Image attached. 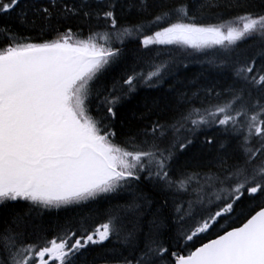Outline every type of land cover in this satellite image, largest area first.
<instances>
[{"label":"snow or ice","instance_id":"6c2138e0","mask_svg":"<svg viewBox=\"0 0 264 264\" xmlns=\"http://www.w3.org/2000/svg\"><path fill=\"white\" fill-rule=\"evenodd\" d=\"M215 7L213 0H0V19L10 17L0 24V209L20 205L0 221V264H90L91 246L105 248L103 264H264V7L237 0L229 7L242 15L198 19ZM75 19L103 31L80 39ZM13 25L55 36L30 42ZM125 40L149 52L217 49L207 63L224 78L220 90L214 85L201 99L173 86L172 100L145 98L136 124H126L124 101L174 76L176 62L133 68L105 86L121 55L111 44ZM208 129L214 134L204 131L197 144L196 133ZM121 193L130 198L110 204L99 223L66 220L51 238L31 224L34 211Z\"/></svg>","mask_w":264,"mask_h":264},{"label":"trees","instance_id":"16d2710c","mask_svg":"<svg viewBox=\"0 0 264 264\" xmlns=\"http://www.w3.org/2000/svg\"><path fill=\"white\" fill-rule=\"evenodd\" d=\"M38 2H43V0H38ZM151 3V0H148ZM171 3V0H167ZM189 5L198 4L201 0H186ZM214 3L218 4L219 7L208 8L203 12V16L197 12L196 15L201 22L204 23H220L221 20H229L236 15L244 14V10L236 7H229V5H234L237 0H213ZM240 2L246 4L249 10L256 11L261 7H264V0H240ZM191 14V13H190ZM10 17H4L0 19V24L7 23ZM151 19V17H147ZM71 27L73 32L78 33V38L84 39L89 35V31H103L102 28H97L94 22L75 19L71 22ZM13 28L17 31H22L25 35L32 37L30 42H43L45 39L54 38V33L44 32L41 33L39 30H28L20 29L16 25ZM63 30V29H61ZM155 30V29H152ZM248 42H238L240 49L247 47ZM111 46L118 47L121 49L120 57L112 63L107 70L106 75L100 81L101 84L108 86L111 85L113 80H119L125 73H130L134 68L136 71L149 70V65L153 63H160L164 61L174 60L176 65L173 67L174 76H166L165 80L158 83L155 88H148L145 86H139L137 91L126 101H124V107L121 108V113L125 117L126 124L131 122L132 125L136 124V117L139 116L140 112L143 111L141 107V101L147 98L149 101L157 100L163 103L164 98L167 97L169 100L174 98L175 92L173 91V86L180 92H185L189 95L199 93L201 99L206 98V90L208 88L217 86L216 90H220V85L224 79L218 74V70L207 63L208 59L211 58L210 54L218 51L217 49H211L208 51L197 52L188 48H181L179 46H151L152 51H147L142 49L138 41L125 40L124 44L113 41ZM159 50V51H157ZM222 51V50H221ZM208 53V55H206ZM217 64H219V59L217 58ZM184 65H187L185 68ZM199 101H197L198 105ZM117 125L120 124L119 119L117 120ZM117 132L120 131L118 127ZM204 131L208 134H214L211 129L202 130L196 133V143L203 137ZM122 137L118 136V142ZM183 159V157H181ZM233 160H229V163H233ZM193 195L196 194L195 178H193V186L191 188ZM124 199H118L113 197L97 198L96 201H88L81 204H73L59 209H40L34 211L30 217L31 224L33 228L47 230L48 238L54 233L57 225L63 223L64 221H71L74 225L84 216H96V222L99 223L100 214L103 213L105 209L109 207L110 204L114 205L116 203L124 204L126 199L130 198L129 193H121ZM221 196L224 195L223 192L220 193ZM214 198V197H213ZM25 202H21L24 204ZM19 210L20 205L10 203L7 209H0V221H2L6 216H8L13 208ZM152 208L156 207L154 202L151 205ZM187 207V203L184 204ZM149 217L145 215L142 218V227L147 229V220ZM232 226H239V223H235ZM227 227V226H226ZM217 231L214 229L213 232ZM208 238H214L209 236ZM206 242V241H204ZM199 243V242H198ZM107 244V242H106ZM198 246V245H197ZM111 247V245H108ZM105 252V248L100 246H91L90 250L86 254L90 264H103L102 254Z\"/></svg>","mask_w":264,"mask_h":264},{"label":"rangeland","instance_id":"374dc122","mask_svg":"<svg viewBox=\"0 0 264 264\" xmlns=\"http://www.w3.org/2000/svg\"><path fill=\"white\" fill-rule=\"evenodd\" d=\"M167 46H177V45H167ZM188 49H190V48H188ZM191 50H193V49H191ZM208 50H211V49H204V50H201V51H208ZM141 86H143V85H141Z\"/></svg>","mask_w":264,"mask_h":264}]
</instances>
